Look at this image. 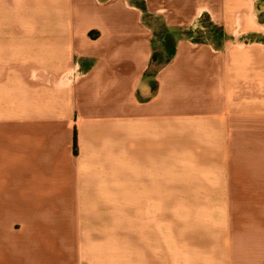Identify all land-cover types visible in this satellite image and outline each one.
I'll list each match as a JSON object with an SVG mask.
<instances>
[{
    "label": "crops",
    "instance_id": "0c3cea01",
    "mask_svg": "<svg viewBox=\"0 0 264 264\" xmlns=\"http://www.w3.org/2000/svg\"><path fill=\"white\" fill-rule=\"evenodd\" d=\"M0 264H264V0H0Z\"/></svg>",
    "mask_w": 264,
    "mask_h": 264
},
{
    "label": "rangeland",
    "instance_id": "374dc122",
    "mask_svg": "<svg viewBox=\"0 0 264 264\" xmlns=\"http://www.w3.org/2000/svg\"><path fill=\"white\" fill-rule=\"evenodd\" d=\"M190 34H194L195 39L199 41H209L216 45L221 44L223 41V33L220 27L214 26L209 22L206 17H201L198 22H196L193 28H190ZM170 34L167 29L162 28L159 30V44L157 46V51L153 57V66L156 68L159 64L163 63L166 60L167 52L164 49V40L170 37ZM170 39V38H169Z\"/></svg>",
    "mask_w": 264,
    "mask_h": 264
},
{
    "label": "trees",
    "instance_id": "16d2710c",
    "mask_svg": "<svg viewBox=\"0 0 264 264\" xmlns=\"http://www.w3.org/2000/svg\"><path fill=\"white\" fill-rule=\"evenodd\" d=\"M168 31V30H167ZM169 32V31H168ZM170 33V32H169ZM170 37H168V39L164 40V49L167 52V57L166 59H168L172 54H173V43H174V37L171 34H168ZM170 38V39H169ZM155 55V52L152 55V61H153V57ZM75 142V141H74Z\"/></svg>",
    "mask_w": 264,
    "mask_h": 264
}]
</instances>
